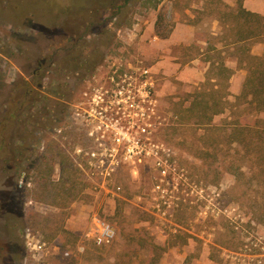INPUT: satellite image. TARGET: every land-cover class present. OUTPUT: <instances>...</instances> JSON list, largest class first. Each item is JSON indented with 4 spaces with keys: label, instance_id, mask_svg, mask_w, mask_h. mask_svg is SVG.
I'll use <instances>...</instances> for the list:
<instances>
[{
    "label": "rangeland",
    "instance_id": "374dc122",
    "mask_svg": "<svg viewBox=\"0 0 264 264\" xmlns=\"http://www.w3.org/2000/svg\"><path fill=\"white\" fill-rule=\"evenodd\" d=\"M241 1L252 11L264 5ZM237 4L0 0V264H242L241 253L264 241V181L247 169L244 176L232 172L244 149L224 127L229 114L264 127V111L252 115L240 107L217 114L210 125L186 111L194 99H219L214 109H220L227 92L234 101L241 91L246 70L236 63L240 45L230 44ZM158 19L164 32L188 24L194 40L186 45L161 39ZM249 45L253 54L264 51L260 39ZM124 49L148 64L163 60L157 67L162 114L157 137L172 149L176 175L158 189V174L149 164L124 167L116 178L122 191L115 196L92 190L84 174H79V186L88 181L83 192H65L59 162L68 154L52 134L64 123L66 103L76 98L81 78L92 72L76 71L88 59ZM222 64L233 71L229 79L228 71H219ZM44 153L55 156L53 171L46 173L47 193L32 191L33 167ZM42 163L46 172L51 166ZM94 213L117 231L108 246L83 239ZM29 239L42 248L32 250Z\"/></svg>",
    "mask_w": 264,
    "mask_h": 264
},
{
    "label": "built area",
    "instance_id": "2783aa9c",
    "mask_svg": "<svg viewBox=\"0 0 264 264\" xmlns=\"http://www.w3.org/2000/svg\"><path fill=\"white\" fill-rule=\"evenodd\" d=\"M128 51L105 56L80 80L76 98L66 103L64 123L52 134L83 171L91 189L113 196L122 191L116 178L124 167L149 164L158 174V189L177 172L172 149L157 137L162 119L157 73L143 57ZM116 236L115 227L94 213L83 239L101 247ZM28 245L32 250L42 248L33 239ZM254 245L241 253L242 264H264V241ZM85 248L81 242L79 250Z\"/></svg>",
    "mask_w": 264,
    "mask_h": 264
},
{
    "label": "trees",
    "instance_id": "16d2710c",
    "mask_svg": "<svg viewBox=\"0 0 264 264\" xmlns=\"http://www.w3.org/2000/svg\"><path fill=\"white\" fill-rule=\"evenodd\" d=\"M157 2L154 3L153 6H157ZM238 10L237 13L234 14L236 20H238L235 26V36L233 41H230L231 45H240L237 50V64L239 68H243L246 70V76L244 82L242 84V88L239 94L235 96L234 101H230L228 98L231 93L227 92L224 95V106L220 109L215 108L218 103H220L219 99L209 100H197L191 103V105L186 109L196 116H198L199 123H204L210 125L214 120V117L217 114L224 113L226 111L232 112V110H236L237 108L243 107L248 110V114L259 113L264 111V51L262 54H253L251 52V46L249 42L252 40L260 39L264 43V15L247 9L241 0H238ZM160 23L159 19L156 22V31L162 37H167L169 32H164L162 29H159ZM105 58V56L98 57L95 56L88 59L86 61L87 66L84 70L81 69L79 73H87L89 71H93ZM213 63L211 62L209 70L212 68ZM84 68V67H81ZM220 73L227 72V79L230 78L233 71L231 68L222 64L219 67ZM85 78V77H83ZM81 78V79H83ZM214 80V79H212ZM213 85H217L214 83ZM205 98V97H203ZM227 104V105H226ZM211 110L210 113L207 111ZM225 130L229 131L228 137H230L231 141L236 142L239 146H241L244 150V157L242 163L236 165L235 170L232 172L236 176L246 175V169L250 172H253V178H259L261 182L264 181V127L259 124L258 120L251 123L248 120H245L243 117H233L230 114L226 118V122L224 124ZM255 151V153H254ZM62 157V156H61ZM38 159H41L40 163L36 164L33 167L35 171L36 179L34 182V187L32 191L38 192V188L43 192L50 191V184L47 174H51L53 171V164L55 163V156L48 155L44 153L43 155H39ZM245 160V161H244ZM42 161L45 162L46 166H51L47 171H43ZM60 166V175L63 186L65 187V192L71 193H80L84 191V188L87 185V180L82 183V186L79 182V174H83V171L80 167L75 163V161L69 156L66 155L61 158L59 162ZM232 168V166H230ZM257 170V174H254V171ZM262 175V176H261ZM82 180V179H81ZM256 180V179H253ZM20 253L23 250H19Z\"/></svg>",
    "mask_w": 264,
    "mask_h": 264
},
{
    "label": "crops",
    "instance_id": "0c3cea01",
    "mask_svg": "<svg viewBox=\"0 0 264 264\" xmlns=\"http://www.w3.org/2000/svg\"><path fill=\"white\" fill-rule=\"evenodd\" d=\"M258 11H260V12H262L264 14V5H263L262 9H257V11H255V12H258ZM156 22H155V30H156ZM175 25L173 26L172 30L169 32V35L167 37H161L160 36L161 39L171 40L172 43H177V44H182V43L186 44V45L191 44V42L194 40V33L190 31L191 26H189L188 24H184V23H179L176 26ZM156 33H158V32L156 31ZM186 33L188 35H186ZM179 34H181V36L183 35V37H181V39L179 38ZM162 62H163V60L159 61L158 64H156V65L155 64H151V63H149V64L152 65L153 70L158 74L159 70L157 69V67L160 68L163 65ZM236 63H237V59H236ZM233 64H234V62H233ZM210 65H211V61L209 60L208 68H210ZM237 67H238V64H237ZM231 88H232L231 90L233 92H238L240 86L233 84L231 86ZM87 227H89L88 223L86 224V229H87Z\"/></svg>",
    "mask_w": 264,
    "mask_h": 264
},
{
    "label": "flooded vegetation",
    "instance_id": "af4514ba",
    "mask_svg": "<svg viewBox=\"0 0 264 264\" xmlns=\"http://www.w3.org/2000/svg\"><path fill=\"white\" fill-rule=\"evenodd\" d=\"M68 47H66V49H67ZM51 55H52V52H51Z\"/></svg>",
    "mask_w": 264,
    "mask_h": 264
}]
</instances>
